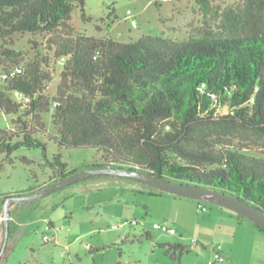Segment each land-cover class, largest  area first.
I'll return each mask as SVG.
<instances>
[{"label": "trees", "instance_id": "1", "mask_svg": "<svg viewBox=\"0 0 264 264\" xmlns=\"http://www.w3.org/2000/svg\"><path fill=\"white\" fill-rule=\"evenodd\" d=\"M85 3L0 0V115H16L11 128L0 130V151L10 156L20 145L46 149L42 135L60 148L90 147L100 153V159L72 169L56 154L49 181L7 197L34 193L78 170L107 166L231 194L264 212V156L231 143L242 134L264 140V0H245L242 7L219 14V33L188 40L144 35L130 42L76 35L72 12L79 7L90 19ZM26 33L50 34L55 57L63 61L52 97L45 91L54 66L26 61L8 46L15 34ZM50 110L54 136L43 120ZM103 176L118 175L82 179ZM160 246L176 261L189 251L183 243Z\"/></svg>", "mask_w": 264, "mask_h": 264}, {"label": "rangeland", "instance_id": "2", "mask_svg": "<svg viewBox=\"0 0 264 264\" xmlns=\"http://www.w3.org/2000/svg\"><path fill=\"white\" fill-rule=\"evenodd\" d=\"M244 2L209 0V6L204 7L199 0H86L85 12L90 19H84L77 7L72 12L71 24L76 35L111 37L121 42L138 40L144 35L188 40L207 32H222L219 14L242 7ZM50 36L15 34L8 46L21 52L26 61L47 60L54 66V78L45 91L52 97L61 82L63 61L55 57ZM1 44L4 42L0 41ZM52 112H45L43 120L54 136L57 130ZM15 117L2 113L0 130L11 128ZM39 136L46 142V149L20 145L10 156L0 151V213L5 211L8 194L49 181L54 173L49 163L56 154L60 153L71 169L100 159V153L90 147L60 148L54 140ZM231 143L250 154L264 156V140L255 135H238ZM200 204L206 207L205 211ZM213 208L217 211L218 205L162 191L132 178L80 179L38 199L15 202V206L8 204V249L0 264H209L216 244L226 251L232 249L243 264H250L252 259L263 264L264 254L252 256L248 252L250 243L245 244L249 239L232 240L234 229L228 217L221 215L217 223L206 219ZM133 220L138 223L114 227ZM165 222L177 233L169 234L153 226ZM225 235L229 237L223 238ZM163 243H183L189 251L176 261L160 246ZM1 245L2 242L0 248ZM227 256V261L218 264H235L237 260Z\"/></svg>", "mask_w": 264, "mask_h": 264}, {"label": "water", "instance_id": "3", "mask_svg": "<svg viewBox=\"0 0 264 264\" xmlns=\"http://www.w3.org/2000/svg\"><path fill=\"white\" fill-rule=\"evenodd\" d=\"M113 174L122 177H128L132 179H137L146 183H149L153 186H156L158 189L162 191H168L175 194L187 196L190 198H195L199 200H206L209 202H213L219 205H222L226 208L232 209L240 215H243L253 222L258 224L264 230V212H262L257 206L247 203L240 199L237 196L223 193L217 190L205 188L202 186L186 184L176 181H169L165 178L156 177L150 173L143 172L141 170H122L116 167H107L102 166L99 168L93 169H82L78 170L66 177L60 176L58 180L52 184L45 186L44 188L40 189L31 194L20 195V196H12L7 197L5 199L6 207L3 213V224H4V235L3 241L0 250V259L5 252V248L7 246L10 230H9V213L7 211L8 204L12 202H21V201H28L38 199L40 197L45 196L48 193H51L61 187L67 186L72 184L80 179L91 175V174Z\"/></svg>", "mask_w": 264, "mask_h": 264}, {"label": "crops", "instance_id": "4", "mask_svg": "<svg viewBox=\"0 0 264 264\" xmlns=\"http://www.w3.org/2000/svg\"><path fill=\"white\" fill-rule=\"evenodd\" d=\"M45 183V182H44ZM43 183H39L38 185H41ZM37 185V186H38ZM216 204V203H215ZM218 205V210H214V208L212 209V212H210L209 214H207V218L208 220H210L211 222H215L217 223V221H219V219H221V215H224L226 217L229 218V222L231 223L232 228L234 229L233 234H232V240L239 238L241 239V237H243L245 240H250L247 244L250 243V246H248V252L251 253V255H256L258 253L260 254H264V231L259 229L258 227L255 226V222H253L251 219L246 218L243 215H237L234 210L230 209V210H225V207L219 204ZM10 206H15V203L12 202L10 203ZM229 209V208H228ZM3 216V213H0V217ZM206 217V216H204ZM173 227V226H172ZM0 231H1V219H0ZM214 235L217 234V230H214ZM228 235V234H227ZM225 235V237L223 238H227L229 236ZM225 239H223L222 241L226 244ZM3 241V238L0 234V243ZM224 246H223V251L226 255V261L228 260V256L234 258L235 264H243L242 259L236 257V255H234L232 249H229V251L224 250ZM214 251V249L212 250ZM230 263V262H229ZM218 264V263H217ZM250 264H257L255 261H253V259L251 260ZM264 264V262H263Z\"/></svg>", "mask_w": 264, "mask_h": 264}, {"label": "built area", "instance_id": "5", "mask_svg": "<svg viewBox=\"0 0 264 264\" xmlns=\"http://www.w3.org/2000/svg\"><path fill=\"white\" fill-rule=\"evenodd\" d=\"M133 23L136 24L135 21H133ZM17 71L20 72L21 69H18ZM15 95L17 97H19V98H23L24 97V95L21 92H19V91H16L15 92ZM199 207L203 211L206 210V207L203 206V205H201V204H200ZM0 219L3 220L2 216L0 217ZM127 223L137 224L138 221L137 220H133V221H122V222L116 224L114 227L115 228H120V227L125 226ZM153 226L155 228L160 229V230H162L164 232H167L169 234H176L177 233L176 232V229L174 227L170 226L166 222L165 223H155ZM225 261H226V255H225V253L223 251V246L221 244H216L214 246V258L209 262V264L224 263Z\"/></svg>", "mask_w": 264, "mask_h": 264}]
</instances>
